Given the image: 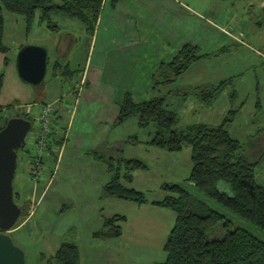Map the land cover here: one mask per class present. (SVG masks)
<instances>
[{"label": "rangeland", "instance_id": "rangeland-1", "mask_svg": "<svg viewBox=\"0 0 264 264\" xmlns=\"http://www.w3.org/2000/svg\"><path fill=\"white\" fill-rule=\"evenodd\" d=\"M53 1L57 2L58 0ZM186 1L193 4L201 13V3L206 0ZM249 2H252L251 7L247 5ZM214 3L213 18L216 23L214 47L201 45L200 50L211 52L223 46L222 51L216 52L214 56L201 58L199 61L190 64L184 72L169 84L152 86L150 77V90L147 94L137 93V85L132 79L104 76L100 80L108 85H113L115 88L117 87L118 94H120L123 85L128 86L133 91L132 95L136 101L154 95H164L168 109L176 114L174 128L178 130L194 123L216 125L220 123L226 111L231 109L234 115L232 122L227 127L229 135L240 141L243 149H247L248 146L251 148L257 142L256 146L258 148L255 147L254 150L256 156H258L260 150L264 148V57L259 55L260 53L264 56V11L258 6L259 0H214ZM183 14L184 21L189 20L185 16H189L190 13L187 11ZM2 16L3 32L1 42L6 47V51L4 53L0 52V74L2 77L0 118H8L23 111L30 112L32 120L30 129L24 137V142L27 149L26 155L34 156L36 149L32 141L39 127L36 115L41 104L54 98L62 100L63 97V101L60 103L69 107L68 110H70L71 101H69V104L68 101H65V98L68 99L69 97L71 99V97L66 93L72 86L76 87L77 91L78 88L81 91L85 90H82L83 83L86 81V76L91 69L92 61H94L92 49L89 52V47L92 44L88 45L89 38L83 32V25L80 22L60 13H51V19L58 24V30L54 32L45 27L43 23H38L36 17L30 29L26 32L21 15L3 10ZM198 18L201 19L200 16ZM220 28L223 34L218 30ZM229 32L233 38L225 36ZM25 44H40L48 51L47 58L49 62L46 65L43 80L39 84L31 85L22 82L15 72V55L19 47ZM56 59L61 64L68 60L69 68L74 69L73 74L65 75L62 73V69H57L54 74L50 75L52 62ZM83 66L85 71L79 79V73ZM87 79L90 87L98 85L96 79L91 77ZM139 80L146 82L148 79ZM220 80L226 81L225 87L208 105L203 104L195 96L194 89L197 86L207 83L215 85ZM233 91L235 95L231 99L230 94ZM52 104L53 107L56 106V102ZM61 105L58 103L56 106L55 135H61L58 124L65 126L68 122L69 113L60 109ZM99 106L101 107V105ZM105 110L108 111L106 108ZM105 110H102L103 113H105ZM50 118H52L51 114ZM69 127L68 138L70 139L71 134L73 136L80 135L84 143L87 142V137L100 132L99 128L93 125L92 118L81 122L75 119ZM152 130V124L138 128L136 118L132 116L121 125L108 128L104 134L101 149L104 146L106 147V149H102V153L107 154L106 156H117L121 153L126 158L133 156L142 159L148 166L147 172L139 169L133 175L134 179L128 186L135 187L134 189L142 191L146 198L152 199L161 198V194H165L156 185L158 180L159 182L161 180V182L170 181L182 184L186 190L202 199L209 207L224 214L231 221V225L241 227L264 241V233L260 229L202 195L184 181L190 169L189 147L186 144L182 145L179 151L173 152L146 145L144 142L148 140ZM134 134L139 141L136 144L131 142L132 138H129ZM61 150L59 147H55L56 155L58 152L63 153V155L59 159L54 186L43 191L44 195L34 214L31 213L32 204L44 188L55 163L52 160L45 159L40 163L38 175L32 178V175L28 172L27 156L23 155L20 149L16 152L15 170L11 186L14 192H18V198L14 196L13 200L18 205L28 204L27 214L29 213V216L26 217V214L24 217H19L14 226L16 228H12L13 230L9 232V236L12 243L22 250L24 264H52L49 259L56 247L61 241L71 240L70 238L74 232L73 227H66L62 232L64 224L71 218L77 219L79 217V212L75 208L69 210L62 204V186L57 191L53 188L56 184L63 185L64 183L60 174L64 165L69 163L77 166L84 164L88 153L87 147L75 148L67 143L63 152ZM45 153L46 151L43 150L40 155L41 158L45 156ZM68 158L69 160H67ZM254 179L258 183H261L264 179V158L262 164L256 169ZM216 188L225 191L227 187L224 183L218 182ZM54 192L59 196L56 201L58 205L54 204L56 200V197L53 196ZM121 244H123V240ZM164 257V251L159 250L152 255L151 260L159 262Z\"/></svg>", "mask_w": 264, "mask_h": 264}, {"label": "trees", "instance_id": "trees-1", "mask_svg": "<svg viewBox=\"0 0 264 264\" xmlns=\"http://www.w3.org/2000/svg\"><path fill=\"white\" fill-rule=\"evenodd\" d=\"M115 1L111 0L110 4L113 6ZM100 5L101 0H58L57 2L0 0V52L6 51V47L1 42L3 10L21 15L26 32L35 17L38 23H43L52 32L58 30V24L51 19V13H60L80 22L89 38L94 31ZM247 5L251 7L252 2ZM259 8L264 11V0H259ZM222 50L223 46L216 51L202 52L197 45L186 42L170 60L158 62L151 75V84L152 86L169 84L193 62L214 56L216 52ZM48 62L46 58V65ZM57 69H62L65 75L74 72V69L69 68L68 60L62 64L57 59L54 60L50 75ZM1 82L0 74V86ZM225 83L226 81L220 80L215 85L211 83L199 85L194 89L195 96L203 104L208 105L225 87ZM83 85L86 83L84 82ZM234 95L233 91L230 98L232 99ZM60 102L61 99L57 98L56 106L58 103L61 104ZM56 106L50 112L52 118L49 123L46 153L42 158L40 156V163L45 159L55 161V147H60L64 138L65 126L58 124L61 135L54 133ZM233 115V110L228 109L220 123L216 125L194 123L178 130L174 128L176 114L168 109L164 95H154L136 101L132 94L126 91L121 96L117 114L109 128L121 125L134 116L138 128L152 124L153 130L148 140L144 142L146 145L173 152L179 151L182 145L186 144L189 147L190 169L184 181L264 233V179L261 183L254 179V167L263 156L264 148L252 160L245 156L241 142L231 137L227 130ZM14 116L28 119L31 124L32 116L29 111ZM6 119V117L0 118V128ZM129 138H132L131 142L134 144L139 142L135 134ZM18 149L23 155L27 154L24 141ZM102 149L100 145L87 150L95 159L104 162L108 173L107 181L100 188L99 197H115L136 204L146 203L143 192L128 186L132 180V171L146 169V164L135 157L125 158L121 153L117 156H106L107 154L102 153ZM26 156L27 161L32 157ZM218 182L226 185L225 191L216 188ZM159 189L165 193L164 196L148 203L171 210L174 220L162 246L164 259L150 264H264L263 240L241 227L231 225V221L224 214L209 207L202 199L186 190L182 184L162 182L159 184ZM14 196L18 198V193L13 192V198ZM18 206L19 217H24L27 214L28 204L22 203ZM123 220L124 217L120 215L103 218L100 228L91 236L99 239L118 237L121 232L119 223ZM49 261L52 264H79L75 242L61 241Z\"/></svg>", "mask_w": 264, "mask_h": 264}, {"label": "crops", "instance_id": "crops-1", "mask_svg": "<svg viewBox=\"0 0 264 264\" xmlns=\"http://www.w3.org/2000/svg\"><path fill=\"white\" fill-rule=\"evenodd\" d=\"M110 1L101 0L94 31L89 37L88 45L92 44L89 52L92 49L94 61H92L88 77L86 76V85L82 87V90H85L81 91L78 88L77 91L76 87H70L66 94L71 99L65 98L67 103L70 104L69 101H71L70 110L63 103L60 106V109L69 113L68 122L64 128V138L59 147L60 150L62 148L61 152L67 143L75 148L87 147V150L100 146L105 132L117 114L122 94L126 91L133 94V91L125 85L118 94L117 87L101 82V78L105 76L132 79L137 85L136 92L147 94L150 90V77L158 62L170 60L184 43L190 42L199 48L201 45L214 47L216 36V23L213 18L214 0L202 1L201 13L198 8L186 0H116L113 6ZM187 11L190 15L185 17L189 20L184 21L183 12ZM192 14H195V17ZM218 30L221 32V28ZM229 33L225 36L233 38ZM259 55L264 57L260 53ZM84 71L83 66L79 79ZM89 77L96 79L98 85L90 87L87 79ZM144 78L148 80L146 82L139 80ZM56 101L57 98H54L47 102L55 103ZM102 110H105V113ZM88 118H92L93 125L98 127L100 132L87 137L86 143L82 142L80 135L71 134L69 139V125L71 126L75 119L81 122ZM256 143L251 148L248 146L247 149H243L245 156L250 160L257 157L254 150L255 147L258 148ZM62 155L63 153H57L54 169L32 204V214L39 206L44 195L43 191L54 186L59 159ZM263 158L264 155L255 165L254 175H256V169L262 164ZM147 169L142 170L147 172ZM138 170L132 171L131 182ZM60 174L64 183L63 185L56 184L53 190L57 191L62 186V204L66 209L75 208L79 212L77 219H69L62 228V232L66 227L74 229L70 239L77 246L79 264H150L155 262L151 260L152 255L162 250L166 235L174 220L171 210L148 203L160 198L145 197L146 203L136 204L115 197H99L100 188L107 181L108 173L104 162L95 159L89 153L86 154L84 164L78 166L71 163L66 164ZM160 183H162L161 180L156 182L158 188ZM161 195L162 198L164 194ZM53 196L56 197L54 204L58 205L56 203L58 194L54 192ZM112 215L124 217V220L119 223L120 235L108 239L92 237L91 234L100 228L103 218ZM28 216L29 213L26 217ZM122 240L123 244H121Z\"/></svg>", "mask_w": 264, "mask_h": 264}, {"label": "water", "instance_id": "water-1", "mask_svg": "<svg viewBox=\"0 0 264 264\" xmlns=\"http://www.w3.org/2000/svg\"><path fill=\"white\" fill-rule=\"evenodd\" d=\"M47 54V49L40 44L21 45L14 59L18 78L27 84H39L46 73ZM30 125L28 119L13 115L0 128V264H24L22 250L9 236L20 216V207L13 201L11 180L16 149L22 145Z\"/></svg>", "mask_w": 264, "mask_h": 264}, {"label": "built area", "instance_id": "built-area-1", "mask_svg": "<svg viewBox=\"0 0 264 264\" xmlns=\"http://www.w3.org/2000/svg\"><path fill=\"white\" fill-rule=\"evenodd\" d=\"M52 105L53 104L51 102L41 104L39 112L36 115V120L39 122V127L36 136L32 141L36 150L35 155L27 161L28 172L32 175V178H34L39 173L40 155L46 148L45 145L49 133L50 112L53 109Z\"/></svg>", "mask_w": 264, "mask_h": 264}]
</instances>
